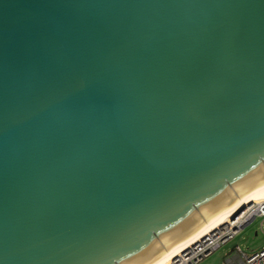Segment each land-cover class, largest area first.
I'll use <instances>...</instances> for the list:
<instances>
[{
  "label": "water",
  "instance_id": "95a60500",
  "mask_svg": "<svg viewBox=\"0 0 264 264\" xmlns=\"http://www.w3.org/2000/svg\"><path fill=\"white\" fill-rule=\"evenodd\" d=\"M262 184L264 0H0V264H149Z\"/></svg>",
  "mask_w": 264,
  "mask_h": 264
},
{
  "label": "bare ground",
  "instance_id": "6f19581e",
  "mask_svg": "<svg viewBox=\"0 0 264 264\" xmlns=\"http://www.w3.org/2000/svg\"><path fill=\"white\" fill-rule=\"evenodd\" d=\"M263 205L264 184L242 195L201 228L190 234L149 264H171L182 252L202 241V239L210 237L213 232L220 230L223 226L230 229L234 228L236 223H241L238 217L243 214L244 211L247 210V214L244 216L243 221L246 218H250L255 214L260 213L261 206Z\"/></svg>",
  "mask_w": 264,
  "mask_h": 264
},
{
  "label": "rangeland",
  "instance_id": "374dc122",
  "mask_svg": "<svg viewBox=\"0 0 264 264\" xmlns=\"http://www.w3.org/2000/svg\"><path fill=\"white\" fill-rule=\"evenodd\" d=\"M246 214L247 210L238 217L239 221H241V226H244L199 264H213L216 260H218L217 264H239L236 248H239L243 254L249 256L264 247V223L261 225L264 218L254 215L243 221Z\"/></svg>",
  "mask_w": 264,
  "mask_h": 264
},
{
  "label": "built area",
  "instance_id": "2783aa9c",
  "mask_svg": "<svg viewBox=\"0 0 264 264\" xmlns=\"http://www.w3.org/2000/svg\"><path fill=\"white\" fill-rule=\"evenodd\" d=\"M255 215H257V217L264 218V210H261L260 213ZM263 223L264 220L261 222V225H263ZM243 226L244 225L241 226V223H236L235 227L230 229L223 226L220 230L213 232L210 237L202 239V241L194 244L192 247L182 252L173 260L171 264L201 263ZM236 253L239 258V264H264V247L260 251L249 256L243 254L239 248H236Z\"/></svg>",
  "mask_w": 264,
  "mask_h": 264
}]
</instances>
